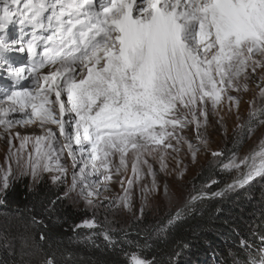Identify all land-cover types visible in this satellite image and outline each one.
Wrapping results in <instances>:
<instances>
[{
    "label": "snow or ice",
    "instance_id": "snow-or-ice-1",
    "mask_svg": "<svg viewBox=\"0 0 264 264\" xmlns=\"http://www.w3.org/2000/svg\"><path fill=\"white\" fill-rule=\"evenodd\" d=\"M0 80V194L28 177L35 201L0 247L18 240L28 264L83 261L54 240L65 202L90 213L65 229L100 253L88 264H179L198 204L264 181V0H0ZM148 211L162 218L133 235ZM247 227L231 264H264V211Z\"/></svg>",
    "mask_w": 264,
    "mask_h": 264
},
{
    "label": "trees",
    "instance_id": "trees-1",
    "mask_svg": "<svg viewBox=\"0 0 264 264\" xmlns=\"http://www.w3.org/2000/svg\"><path fill=\"white\" fill-rule=\"evenodd\" d=\"M227 147L231 148V143ZM201 170L202 175L199 174ZM212 172L213 168L205 163L203 169L200 167L189 181L199 186ZM216 178L221 181L228 179L226 175L219 172H217ZM28 186L27 179H17L2 195L6 203L0 205V231L7 232L9 236H15L23 230L22 225L29 217V209H32L35 203L28 191ZM187 187L190 188L191 185L188 184ZM218 187H223V183L218 186L214 185L213 189ZM45 191L53 194L56 189L49 185ZM197 207L199 211L191 214L187 222L177 230L173 237L175 240L188 244V247L181 252L179 264H221L222 261L225 264H231L232 257L229 256V251H239L237 245L240 237L243 236L250 242L254 240L247 226L254 220L258 222L261 211H264V181H257L247 190L230 193L224 199L205 201L203 204H198ZM35 212H42L38 205ZM88 214L90 213L83 211L82 206L73 208L65 202L63 205L57 206L56 212L51 217V220L55 221L58 215L61 222L67 217L68 223H58L55 226L54 240L62 241L74 253L82 255L81 264H88L89 260L96 259L100 253L78 243L76 235L70 229L68 231L65 229L69 228L72 223H78ZM160 218L162 217L149 218L146 216L142 223L133 224V235L137 229L153 227ZM50 222L45 218V223ZM85 232L86 230H82L81 234ZM98 242L102 243V240ZM170 250V247H164L165 252ZM148 255L151 253L149 252ZM38 259L37 254H25L21 251L18 240L14 248L0 247V262L2 264H28L29 261L34 262Z\"/></svg>",
    "mask_w": 264,
    "mask_h": 264
},
{
    "label": "rangeland",
    "instance_id": "rangeland-1",
    "mask_svg": "<svg viewBox=\"0 0 264 264\" xmlns=\"http://www.w3.org/2000/svg\"><path fill=\"white\" fill-rule=\"evenodd\" d=\"M9 35H10V38H14L15 37V35H16L15 26L10 27ZM11 55H12V58H13L14 62H16L17 64L22 63V62H26V56H23V55H20V54H15V53L11 54ZM2 83H7V84L10 85L11 81L0 80V84H2ZM25 83H27V82H25ZM231 127H232L231 122H229V133L231 132ZM259 135H260V133L257 132L256 136H254L252 140L247 141L245 143V150H247L248 148L254 146L255 143H258ZM210 140H211V146L213 148H216L217 145H219L220 147H223V145H224V143L222 141V137L219 134V132H211ZM0 163H3V148H2V145H0ZM205 163H207V157L202 156L200 158V163L199 164H197L195 166H191L190 165L189 170H188V172L185 175V180L189 181L195 175V173L199 170V168L201 166H203ZM24 178L27 179L28 185H29L30 184V179L28 177H24ZM0 195H3V194H0ZM81 206L83 207V205H81ZM146 216H148L149 218H154V217L155 218H159V217H162V214L155 213V212H152V211H148ZM100 218L103 219L102 216ZM117 219H120L121 222H124L125 219L128 222H131L132 217L130 215H128L126 218L117 217ZM116 226L119 227L120 225L117 224Z\"/></svg>",
    "mask_w": 264,
    "mask_h": 264
}]
</instances>
